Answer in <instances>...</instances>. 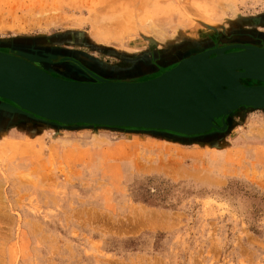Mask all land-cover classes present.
<instances>
[{"label": "rangeland", "instance_id": "1", "mask_svg": "<svg viewBox=\"0 0 264 264\" xmlns=\"http://www.w3.org/2000/svg\"><path fill=\"white\" fill-rule=\"evenodd\" d=\"M255 42L264 0H0V49L75 80L93 78L72 59L144 80ZM3 102L0 264H264V108L186 137L63 126Z\"/></svg>", "mask_w": 264, "mask_h": 264}, {"label": "water", "instance_id": "2", "mask_svg": "<svg viewBox=\"0 0 264 264\" xmlns=\"http://www.w3.org/2000/svg\"><path fill=\"white\" fill-rule=\"evenodd\" d=\"M238 48L237 50H227ZM93 80L53 75L0 50L5 109L66 126L160 130L186 137L219 129L214 120L240 106L264 108V48L233 44L188 56L144 80H111L72 59ZM233 71L232 73H230ZM241 79L262 82L246 85Z\"/></svg>", "mask_w": 264, "mask_h": 264}, {"label": "flooded vegetation", "instance_id": "3", "mask_svg": "<svg viewBox=\"0 0 264 264\" xmlns=\"http://www.w3.org/2000/svg\"><path fill=\"white\" fill-rule=\"evenodd\" d=\"M248 44H252L253 46L255 45V46H260V47H264V42H259V43H257V42H255V43H248ZM238 48H233V49H230V50H237ZM1 51H4V52H9L8 50H5V49H0ZM39 67H41V66H39ZM171 67V66H170ZM169 67V68H170ZM169 68H167V69H169ZM166 69H164V70H162V71H165ZM53 75H56V74H53ZM102 77H105V78H108V77H106V76H103L102 75ZM138 79H142V78H138ZM244 84H246V85H249V84H251V85H255V84H261L262 82H259V81H255V80H247L246 82H243Z\"/></svg>", "mask_w": 264, "mask_h": 264}, {"label": "bare ground", "instance_id": "4", "mask_svg": "<svg viewBox=\"0 0 264 264\" xmlns=\"http://www.w3.org/2000/svg\"><path fill=\"white\" fill-rule=\"evenodd\" d=\"M233 71H231L230 73H232Z\"/></svg>", "mask_w": 264, "mask_h": 264}]
</instances>
